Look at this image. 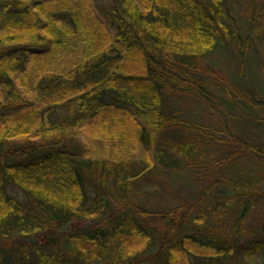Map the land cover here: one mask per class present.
Masks as SVG:
<instances>
[{
	"label": "trees",
	"instance_id": "obj_1",
	"mask_svg": "<svg viewBox=\"0 0 264 264\" xmlns=\"http://www.w3.org/2000/svg\"><path fill=\"white\" fill-rule=\"evenodd\" d=\"M64 1L0 0V264H243L236 250L262 191L264 143L245 140L257 155L248 167L244 153L224 166L215 155L222 143L216 128L182 116L168 97L196 88L208 98L212 77L201 56L236 44L244 60L263 44L258 0H250L248 20L237 0H139L146 10L134 13L128 0L109 6L85 0L115 41L107 50L92 45L62 71L41 69L26 92L19 75L53 42H66L62 30L78 26V6ZM166 30L202 49L168 47L160 35ZM131 49L140 57L134 70L124 67L130 52L138 55ZM117 120L133 123L144 156L96 157L75 134ZM185 159L212 166L214 181L200 198L205 203L182 204L174 214L143 202L141 180ZM213 185L222 187L212 194ZM74 219L88 223L73 228ZM244 247L248 259L259 241Z\"/></svg>",
	"mask_w": 264,
	"mask_h": 264
},
{
	"label": "rangeland",
	"instance_id": "obj_2",
	"mask_svg": "<svg viewBox=\"0 0 264 264\" xmlns=\"http://www.w3.org/2000/svg\"><path fill=\"white\" fill-rule=\"evenodd\" d=\"M64 2L69 3L68 7L71 9L74 8V4L78 6V11H80L78 26L76 28L68 27L67 32L62 30L61 34L66 36V42H53L51 52L43 54L42 60L39 58L31 59L33 61H30L31 65L27 73L19 75L21 81L17 79L19 86L21 85L22 87H20L26 92L32 93L34 79L40 76L35 73L41 69L54 67L58 69L57 71H62L61 68L70 64L74 58L83 59L81 57H84L87 52L86 49L92 45L102 46V50H107L111 45L110 43L114 42L117 37L114 30L107 27L105 22L93 18L85 0H65ZM94 3L108 5L109 0H96ZM249 3L250 0H237L236 3L238 13L241 18L246 20L250 18L252 12V6ZM52 5H56V3ZM126 6L132 13L141 12V9H145L139 0H128ZM255 16L259 19L257 25H259L258 27L262 31V39H264V0H258ZM54 29L58 32L60 30L57 26ZM163 32L164 34L160 33V35L167 42L168 47L172 49L195 52L202 49L200 43L193 38L180 36L167 30ZM52 34L53 37L57 36L53 31ZM49 36L52 37V35ZM130 51L136 52L134 49ZM249 53L248 59L241 60L239 56L237 58V45L233 44L229 50H217L204 54L200 57L202 66L212 77L208 85L210 86L209 97L200 96L196 88L172 91L168 97L169 100L175 102L182 116L192 117L211 128L212 126L216 128V134L222 143L215 155L216 159H224V166L233 162L234 156L240 157L244 153L247 156L242 161L248 167L254 156L257 155L248 150L249 147L245 140H258L264 143V40L263 44L257 43L256 50L251 48ZM134 54L130 52L127 55L124 64L125 69L134 70L139 67V54L137 53L136 57ZM254 54L257 55L254 62L248 63ZM22 77L24 78L23 81ZM250 83L252 84L250 85ZM133 126L131 122L117 120L108 123V126L105 124L90 125L78 129L75 134L89 152L96 157L111 159L112 156L123 158L144 156L147 150L138 142L135 132L137 129ZM183 128H179L178 132L185 135L187 133ZM205 137L201 143H206L207 138ZM206 144L209 145V148L212 147L211 144ZM184 161L180 166L160 167L158 172L150 175L151 179L148 182L141 180L140 185H145L142 189L144 191L142 201L150 203V206H155L154 208L165 207L167 211H174V214L180 213L181 210L176 211L175 208L181 207L182 204L197 203L198 205L201 202L205 203L206 198H200L202 191L214 181L212 166L210 167L207 161H203V168H198V166L190 163L189 159ZM261 186L262 191L258 193L257 201L243 223L245 232L240 241L241 245L236 250V260L241 258L243 264H249L248 262L251 260L255 264H264V183ZM11 187L9 186V190L16 192L15 188ZM219 187L222 186L213 185L212 191L210 190L212 194H215ZM214 207L215 202L212 199V208ZM148 218L152 225L158 224L155 223L154 216H148ZM156 220L158 219L156 218ZM87 223L88 221L85 220L74 219L71 227L79 229ZM254 240L259 241V248L246 259L243 255L244 246L253 243Z\"/></svg>",
	"mask_w": 264,
	"mask_h": 264
}]
</instances>
